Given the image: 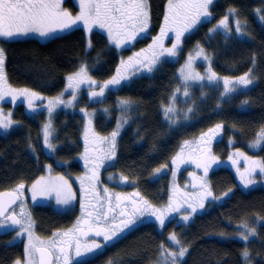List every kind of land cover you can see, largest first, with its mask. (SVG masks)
<instances>
[{
    "label": "trees",
    "instance_id": "1",
    "mask_svg": "<svg viewBox=\"0 0 264 264\" xmlns=\"http://www.w3.org/2000/svg\"><path fill=\"white\" fill-rule=\"evenodd\" d=\"M167 1L148 0L150 32H156L161 26ZM230 8L236 9L235 17L245 28L243 36L224 38L219 34L214 39H208V24H203L185 41L198 38L205 43L213 70L219 76H238L248 71L255 56L256 68L252 75L256 83L246 92L228 100L220 96L219 101L213 98L209 102L208 113L196 104L192 122L183 123L179 129L170 125L161 113V107L176 81L172 64L163 63L150 75L138 76L117 91L120 96L132 101L134 108L130 112V123L118 140L115 170L152 203L163 201L167 178L163 175L154 179L152 171L169 162L179 142L188 133L218 121L223 124L225 137L233 139V146L244 147L264 128V21L257 11V0H214L211 13L214 18H219ZM139 39L130 46L138 44ZM88 42L92 45L90 49ZM3 49L8 88L25 87L46 96L62 90L65 76L81 65L87 67L93 79L101 80L113 72L118 62L116 50L108 44L100 30L86 34L80 27L45 42L34 38L15 39L6 42ZM245 100L249 104L242 106ZM14 111L17 125L0 135V191L12 190L21 183L27 186L42 171L43 161H53L41 150L40 124L35 115L26 114L22 106H15ZM54 117L53 139L58 144L54 158L69 162L70 169L79 171L75 160L80 150L79 116L77 113L59 112ZM226 140L216 144L217 150L218 147L222 149L220 153L227 148ZM260 152L264 162L263 143ZM209 181L215 192L231 190L230 195L217 204L209 205L188 225H176L174 219L161 229L153 222L140 223L114 241L113 246L104 250L102 255L90 256L86 261L73 264H108L110 259L119 260L121 264H157L164 235L170 232L177 234L182 246L190 248L186 259L179 264H244L241 253L245 242L233 237V234L238 223L249 220L255 221L251 228L257 230V237L247 244L253 257L250 264H264V186L243 190L226 167L212 170ZM31 211L39 236H47L54 230L69 226L75 215L68 211H56L48 205H35ZM257 217L261 218L259 224ZM7 237L0 235V264H11L24 257L22 243L6 244Z\"/></svg>",
    "mask_w": 264,
    "mask_h": 264
},
{
    "label": "snow or ice",
    "instance_id": "2",
    "mask_svg": "<svg viewBox=\"0 0 264 264\" xmlns=\"http://www.w3.org/2000/svg\"><path fill=\"white\" fill-rule=\"evenodd\" d=\"M214 0H168L165 14L164 23L160 28V32L157 36L152 37V43L148 45L147 49H142L138 53H134L133 57H129L128 61L121 60L120 65L116 69V74L102 84H97L95 80H92L88 76V69L86 66L81 65L79 70L66 77L67 85L66 89L72 90V100L67 102L56 97L50 99L47 104V111L49 116L53 111L61 104L66 107L71 106L72 102L77 99L78 91L82 84L88 85V87H99V91H91L89 93V99L97 101L100 98L105 97L106 92L112 90H119L122 87L127 86L130 83L131 78L136 72L146 71L148 73L153 72L157 65L162 61V58H175L178 53L182 50V39L185 38L186 34H190L198 25L202 23L204 19L211 16L209 12V6L212 5ZM62 0H0V38L4 40H13L16 37L27 36L30 33H36L40 37H47L51 33L57 30L71 29L79 21H83L85 30L91 31L93 26H99L102 29L107 30L108 40L110 44H114L116 48L127 47L132 42L139 38H142L143 34L147 33L150 25V11L148 0H80L79 13L76 16H72L70 12L62 8ZM264 11V10H257ZM236 16V9L230 8L228 13L219 21L213 29L209 30V35L216 31L217 28H222L225 32L230 33L229 20ZM264 21V17H260ZM235 32L238 35L243 36L244 31L241 26L239 19L235 20ZM174 34V41L171 47H165V38L172 39ZM92 47L91 42L88 44V48ZM145 52H151V56H145ZM196 58H202L207 61L209 66L206 69V74L201 75L196 73L192 69L194 63V57L189 55L188 60L184 67L180 70V77L182 80V86L184 88L183 96L188 97L190 95L189 87L190 82H199L207 79L210 84L218 86L221 81L223 83V92L220 93L221 97L229 96L232 93L238 92L240 89H249L256 83V78L252 75L256 68V58H252V67L243 75L230 78L228 76L220 77L216 72L212 71L211 68V57L210 55L204 54L203 49H200L196 53ZM99 54L97 63H99ZM5 50L0 47V100L6 96H11L12 100L15 101L18 96L24 97L28 102V108L31 111H35L33 101L42 99L38 93L31 92L27 89L20 90L18 92L7 87L5 74ZM180 92V87H177L172 93L168 104L162 105L163 116L169 124H176L177 121L173 119L176 115L177 109L175 107L177 101V93ZM63 92L61 93V96ZM249 104V101H242V106ZM117 106L122 112H127L132 107V101L128 99H120L117 101ZM219 107V105H218ZM84 111V109H81ZM105 112L108 109H104ZM191 107L184 113V119H188V113L192 112ZM10 113L8 117L0 115V129L7 130L12 121L10 119ZM87 115V113H86ZM128 118L121 116L117 121L116 130H114L110 137H94L96 142L109 143V153L104 157L100 158L99 162L94 164V168L91 170L92 175L85 177L91 181L98 180V170L105 163V161L112 160L116 155V138L119 135L120 129L127 124ZM91 121H89L90 125ZM223 125L216 124L214 128H210L207 133L201 137L205 143H210L212 139L217 137L222 131ZM90 128H85V159L87 161L88 154V134ZM54 129L51 125V120L45 123L42 129L44 146L47 149L54 150L55 145L50 141L53 136ZM188 142L185 141V144ZM264 143V128L257 134L256 140L253 142L252 147H256ZM183 147V146H182ZM238 155H243L238 153ZM247 161L248 158L245 157ZM183 162L182 152L178 153L173 158V164L178 165ZM235 163V161H233ZM250 167L246 168L244 173H240L241 180L244 181L245 187L255 183L251 179H245L246 176H251L255 172L256 167L264 174V164L252 161ZM51 167L50 165L48 166ZM166 166L162 165L160 168L155 169L153 175L161 173ZM197 167H200L198 164ZM205 167V171H207ZM239 171V170H238ZM84 179L81 180L82 185V197H81V209H86L87 205L84 203V199L87 195V190L84 189ZM123 179H127L126 177ZM203 187V185H202ZM24 188L23 183L19 184L15 189V192H20ZM33 193V199L36 195H45L52 192L56 193L57 203L62 205H69L74 198V194L71 191V186L68 184L63 177H58L56 180L45 181L42 177L36 181L31 188ZM231 190H229L230 192ZM107 193V189H105ZM229 192H225L224 196H228ZM10 198L14 197L13 192L5 193ZM206 197H212V192L206 190L203 196L200 198V202L197 206L191 207V213L184 215L181 219L183 221H189L191 214L196 213L197 207H204V199ZM116 208L120 207L119 201L121 197L117 196ZM213 199H219V197H213ZM172 198L170 197L169 206L163 211L153 208L148 204L147 201H143L140 204L135 205L133 217L125 219L126 212L121 211L117 216L115 208L109 207L106 211L102 212V218L105 223L110 219L115 221L119 218L120 222H113L106 228L97 227L93 228L89 221H83L88 225V231L94 232L96 237H102L103 243L93 242L92 244H82L81 237L87 236L88 232L84 231L80 227L70 229L68 232L62 234V238L59 241H39L41 245L47 244V247H37L36 243L33 242L31 235V221L29 220L28 225H23L21 220L16 219L14 216L9 217L12 220V224L21 225V233L27 231L29 233V242L25 245V254L28 257L26 264H52L54 252L58 253L55 259L57 261L63 258V264H73V254L71 249L75 247V258L81 261H86L90 256L95 257L102 255L104 250L109 246H113V242L120 239L123 233L130 229L135 223V217L149 213L155 216V219L159 222L161 227L165 226V217L169 212L180 211L179 208L173 207ZM14 199H10L9 203H14ZM7 211L6 206L0 205V215H3ZM111 214V215H110ZM89 218L95 216V219L99 222L101 219V212L99 209L95 212H87ZM257 223H260L261 218L257 217ZM239 227L243 228L244 231L239 233L238 238L245 242V248L241 253V258L244 264H250L253 260L250 254L247 244L252 242L257 237V230L255 228H249L245 222ZM21 233H17L19 236ZM15 239V238H14ZM168 240L173 246H179V250H169L162 243L160 245L159 262L158 264H179L180 261L186 259L190 248L189 246H180L181 241L178 239L176 233L169 235ZM11 243V242H10ZM39 256L38 262L35 257ZM15 264H21V261L17 259ZM108 264H121L119 260H109Z\"/></svg>",
    "mask_w": 264,
    "mask_h": 264
},
{
    "label": "rangeland",
    "instance_id": "3",
    "mask_svg": "<svg viewBox=\"0 0 264 264\" xmlns=\"http://www.w3.org/2000/svg\"><path fill=\"white\" fill-rule=\"evenodd\" d=\"M68 2L72 1L75 3V5L78 7V9L71 10L69 3H62V8L64 10H67L70 12V14L74 17L79 13V3L80 0H66ZM168 2V1H167ZM166 2V5H167ZM165 5V8H166ZM257 8L258 10H264V0H257ZM209 12L211 13V5L209 6ZM165 11V10H164ZM264 11H258L259 15L262 17L264 16ZM228 13V12H227ZM165 14V12H164ZM225 16V15H224ZM221 16L219 18H214L212 13L211 16L207 19H204L202 23H198L197 27L190 33L186 34L185 38L182 39V50L178 53V55L175 58H162V61L157 65V67L161 66L163 63H169L174 66V75L176 81L172 85L170 89V93L164 102L163 105H167L169 102V99L172 96V93L175 91L177 87H180V92H178L177 95V101L175 104V107L177 109L176 115L173 117L177 121L176 124H171L173 127H178L179 129L183 126V123L185 122H192L193 118L195 117L192 115V112L188 113V119H184V113L188 110L189 107L192 109L195 107L196 104H199L202 106L201 108H205L206 112L210 107L211 100H217L221 95L220 93L223 92V83H221L216 86L214 84H210L207 79L199 82H190L189 92L190 95L188 97L183 96L184 88L182 86V80L180 77V70L184 65L186 64L189 55H192L194 57V63L192 65V69L196 73H200L201 75L206 74V69L208 68L209 64L207 61H204L202 58H196V53L200 49H203L204 54L209 55L205 43L203 41L198 40V38H191L189 41H185L188 36L193 34L196 30H198L203 24H208L206 26V33L208 36V39H214L217 35H221L224 38L231 37L232 35L237 36L238 34L235 32V20L236 17H232L229 20V28L231 29L230 33L225 32L222 28H217L215 32H213L211 35H209V30L213 29L216 25H218L219 21L224 17ZM164 23V16L161 22V26ZM152 33L150 32V28H148L147 33L143 34L144 37L139 39V43L134 45L133 47L128 45L127 47L122 48H116L114 44H110L108 40L107 30L102 29L99 26H93L92 30H100L106 37L107 42L109 45H111L117 52L118 55V62L116 64L115 69L113 72L104 79H93L89 73L88 76L97 82V84H102L108 79H110L113 75L116 74V69L120 65L121 60H124L125 62L128 61L129 57H133L134 53L140 52L142 49H147L148 45L152 43V37L157 36L160 32V28ZM242 26V24H241ZM80 27L83 29V31L88 34L90 31L85 30L83 26V21L77 22L76 25H74L71 29L66 30H57L53 33H51L47 37H40L36 33H30L27 36H20L16 37L15 39L20 38H34L38 41L45 42L53 37L63 35L65 33H68L72 29ZM243 31H245V28L242 26ZM142 35V36H143ZM172 35V39L165 38L164 46L165 47H171L173 41H174V34ZM241 36V35H238ZM89 43V42H88ZM145 56H151V52H145ZM212 61V59H211ZM163 64V65H164ZM156 67V68H157ZM80 68V67H79ZM78 69H76L74 72H71L65 76V84L62 90H60L58 93L54 95H44L35 91H32L27 88L23 87H13L9 86L12 90L18 92L20 90L27 89L31 92L38 93L39 96L42 98L40 100L33 101L35 111H31L28 108V102L27 100L22 97L18 96L15 101L12 100L11 96H6L4 100L10 101L9 103L0 104V115H3L4 117H8L9 113L10 119L12 121L11 126L5 130L0 129V135L6 134L13 126L17 125L18 121L14 117V109L15 106H22L23 111L28 115H35V118L38 120L40 124V136H41V150L43 153L47 156H50L53 158V161H43L41 163L42 171L39 173V175L29 184V187L27 188V201L25 202V207L22 212H16L23 223V225H28L29 220L31 221V235L33 237V242L36 243L37 247H47V244L41 245L39 241H59L62 238V234L65 232H68L70 229H74L76 227L84 228L85 226H88L84 223H79L83 221H89L92 223V219L88 218L87 216H81L80 214L78 217H76L75 220H73V223H71L69 226L61 229L54 230L50 235L47 236H39L36 233L35 228V221L32 215L31 209L35 205H48L52 207L56 211H68L69 208L72 206V201L69 205H62L57 203L56 193L52 192L50 194L45 195H39L37 194L35 199H33V193L31 191L32 185L40 180L42 177L45 181L49 180H56L58 177H63L64 180L68 182V184L71 186V191L75 196L79 195L81 185V180L85 177H88V169L89 172H91L92 169L89 168V165L87 163L90 154L88 153L87 161L85 159V128L86 126L90 128L89 134H88V148H91L92 143L96 144V151L97 155L100 157H104L109 153L110 144L104 143V142H96L94 140V137H110L111 133L116 130L117 127V121L121 116H126L128 118V121L130 123V112L132 107L127 112H122V110L117 106V101L120 99H127L123 96H120L117 91L118 90H112L109 92H106L105 97L100 98L97 101H93L89 99V93L91 91H99V87L93 86L88 87L86 84H82L80 86V89L78 91L77 99L74 100L71 104V106H65L64 104L59 105L51 114V117L49 116V113L47 111V104L50 99L60 97L63 101L67 102L69 100H72V90L66 89L67 80L66 77L70 74H73L77 72ZM211 68L213 70V66L211 63ZM156 70V69H155ZM215 72V71H214ZM247 72V71H246ZM152 73V72H151ZM151 73H148L146 71H140L136 72L135 75L131 78L137 79L138 76H145L150 75ZM245 73V72H244ZM244 73L238 75L241 76ZM218 75V74H217ZM219 76V75H218ZM238 76L229 75L230 78H235ZM224 77V76H220ZM130 80V81H131ZM248 89H240L236 93H232L229 96L224 97L226 100L229 98H232L238 94H242L241 92H246ZM63 92V95L61 96V93ZM216 94V95H215ZM129 100V99H128ZM197 108V107H196ZM81 109H84V111H81ZM104 109H108L107 112L104 111ZM59 112L63 114H73L77 113L79 116V123H80V132H79V141H80V150L78 151V154L75 157V160H77V164H81L84 168L81 173H77L69 168V162H64L61 160H57L54 158L55 149L57 147V141L53 139V136L51 138V143L55 145L54 150L47 149L44 146V140H43V134L42 129L45 123H48L49 120H51V125L53 128V119L54 116L58 114ZM87 113V115H86ZM161 113L163 114L162 107H161ZM164 117V116H163ZM165 119V118H164ZM204 120V119H203ZM89 121H91L89 125ZM204 122V121H203ZM128 124V123H127ZM125 124L119 131V135L116 138V155L115 157L110 161H105L104 168H102L101 177L102 181L97 188L96 185H94L91 190H94V195L96 197V203H95V209H99L101 212L106 211L109 207V204H111V207L115 208L117 216L121 211H124L127 213V215L124 217L125 219L133 217L134 207L137 204L142 203L143 201H147L149 205H151L153 208L159 209L163 211L164 209H167L170 202V197L172 198V206L177 207L180 209V211L176 212H169L165 217V225L168 221L174 219V224L178 225H188L192 222L194 217L206 210L209 205L211 204H217L221 202L224 198L228 197L230 195L229 190L228 191H221V192H215L210 184L209 181V175L212 170L219 168V167H226L230 169V171L234 174L238 187L242 188L243 190L251 189L254 186H264V174H262L259 170V167H256L255 172L252 173L251 176H246L245 179H251L255 181V183L249 185L248 187H245L244 181L241 180L240 173H244L246 168L252 166L251 162L256 161L260 164H264L262 153L260 152V146L252 147L250 145L253 144V142L256 140V138L253 141H249L245 144L244 147H237L233 146V139L230 137H225V131L224 127L222 128L221 133L211 140L210 143H205L202 141L201 137L203 134L207 133L210 128H214L216 124H222L221 122L215 121L212 124L206 126L203 129H200L194 133H188L185 137L181 139L179 142V145L171 155V158L169 162L165 165L166 167L161 173H158L156 175H153L155 169L160 168L162 165L156 167L151 174V177L154 179L162 178L163 175H165L167 178L165 179L166 182V194L162 202L160 203H152L150 202L141 192L138 191L135 187H132L133 183L125 178L124 175L119 174L115 170V159L118 154V140L122 133V131L127 126ZM186 124V123H185ZM223 125V124H222ZM186 134V133H185ZM257 137V136H256ZM226 140V147L224 148L223 152L220 147H218V150L216 149V144L218 142H221L222 140ZM185 141L188 143L185 144ZM264 144V143H263ZM183 146V147H182ZM182 152V159L183 162L179 163L178 165L173 164V158L177 156L178 153ZM238 153H242L243 155H238ZM245 157L248 158V160H245ZM235 161V163H233ZM200 165V167H197V165ZM51 166L50 168L48 166ZM207 167V171H205V167ZM61 167V168H58ZM239 170V171H238ZM88 179H84V183ZM132 185V186H131ZM203 185V187H202ZM28 186V185H27ZM105 189H107V193L105 192ZM206 190H210L212 192V197H206L204 199V207L201 209L197 207V211L194 214H191L189 221H183L181 218L184 215H189L191 213V207L197 206L200 202V198L203 196L204 192ZM225 192H229L228 196H224ZM74 196V197H75ZM117 196L121 197V200L119 201L120 207L116 208L117 205ZM213 197H219V199H213ZM74 199V198H73ZM17 211V208H16ZM136 223L128 230H126L123 235L133 229L135 226L139 225L143 222H153L159 229H161V225L159 222L155 219V216L150 215L149 213H145L143 216H137L135 217ZM6 221V220H5ZM5 221L3 223H0V234L2 233H8V239L6 238V243L8 244H14V243H22L23 251H24V257L23 259H19L21 261V264H26L28 257L25 254V245L29 242V233L27 231L21 233V225H19L16 230L14 231H8L6 229ZM1 222V221H0ZM115 223H119V218L115 221H112ZM7 223V221H6ZM245 222L238 223L236 225V228L234 229L233 237H238L239 233L244 231L243 228L239 227V225L243 224ZM248 224V227L251 228L254 226L255 221H246ZM109 224V223H108ZM111 225V224H109ZM109 225H105L104 228L108 227ZM5 227V228H4ZM164 227V226H163ZM162 227V228H163ZM17 233H21L19 236H17ZM172 234L167 233L164 235V241L163 244L166 248H169V250H179V246H173L171 245V242L168 240L169 235ZM122 235V236H123ZM15 238V239H14ZM96 242L103 243V238L100 237L99 241L95 240ZM11 242V243H10ZM182 246V243L181 245ZM36 259V257H35ZM78 259V258H77ZM17 260V259H16ZM14 260L11 264H15ZM74 262V261H73ZM159 262V257H158ZM157 262V264H158Z\"/></svg>",
    "mask_w": 264,
    "mask_h": 264
},
{
    "label": "flooded vegetation",
    "instance_id": "4",
    "mask_svg": "<svg viewBox=\"0 0 264 264\" xmlns=\"http://www.w3.org/2000/svg\"><path fill=\"white\" fill-rule=\"evenodd\" d=\"M62 3H69L71 10H74L75 11L76 9H78V7L72 1L68 2L66 0H62ZM13 40H15V39H13ZM10 41H12V40H4L3 38H0V47L3 48L4 47V44L6 42H10ZM136 41H134V42H136ZM5 103H9L10 104V101L8 102V101H5L4 99L0 100V104H5ZM90 143H91L92 147L91 148H88V153L90 154V157H89L87 163L90 164L89 165V168L90 169H93L94 168V164L98 163L99 160H100V158H102V157H100V156L97 155L96 144L95 143H92L91 141H90ZM104 165H105V163L98 170V180H95V181L87 180L83 184L84 189L87 190V195H86V197L84 199V203L87 205V207H86L85 210L82 211V209H81L82 187L80 188L79 195L78 196H75L74 195L75 197H74V199L72 201V206L68 210V212H71L72 214H75L74 217H73V220H75L76 217H78L79 214L81 216H87V212H95L96 209H95V206L94 205L96 203V197L94 195V190H91V188L94 185H96L97 188L99 187V185H100V183L102 181V177H101V172L102 171L101 170H102V168H104ZM78 166H79L80 170L79 171H76V172L77 173H81V171L84 168L82 167L81 164H78ZM91 175H92V171L89 172V169H88V177H90ZM18 185H15V187L11 190L15 194H17L18 197H19V200H18L17 205H15L14 207H12L4 217H0V221H1L0 223H3L5 220L7 221V223L5 221V224H3V226L6 225L5 227H6V229L8 231H14V230H16V227L15 228L12 227L11 224H10V222H9V220H8L9 215L15 214V215L19 216L16 212H22L23 211V209L25 207V202L28 199L27 198V188L29 187V184H28V186H25L24 185V188L20 192H15V189L17 188ZM16 208H17V211H16ZM90 219H92L91 225H92L93 228L97 227V225L100 228H104L105 225H109V224H112L113 223L111 219L107 223H105L104 220H103V218H102V216H101V219H100L99 222L95 219V216L91 217ZM20 220H21V218H20ZM73 220H72V223H73ZM83 230L86 231V232H88V235L87 236H83V237L80 238L82 244H92L93 242H96L95 240L99 241L100 237H96L94 232H89L88 231V226H85L83 228ZM0 235H2V236H4V235L5 236H8L9 234L8 233H2ZM7 239H8V237H7ZM5 242H6V240H5ZM98 243H100V242H98ZM6 244H8V243H6ZM70 251H71V253L73 254V257H74V260L73 261L74 262L80 261L79 259L75 258V256H74V254H75V247H73ZM56 255H58V253L54 252L53 259H52V264H63V258L61 257V260L60 261H57L55 259ZM36 261L38 262V254L36 256Z\"/></svg>",
    "mask_w": 264,
    "mask_h": 264
},
{
    "label": "water",
    "instance_id": "5",
    "mask_svg": "<svg viewBox=\"0 0 264 264\" xmlns=\"http://www.w3.org/2000/svg\"><path fill=\"white\" fill-rule=\"evenodd\" d=\"M9 192H11V191H9V190H1V191H0V205H4V206H6V208H7V211H6L3 215H0V217H4V216L8 213V211H9L12 207H14V206L17 204V202H18V200H19L18 195L15 194V193H14V197H12V198H10V197H8V196H6V195H3V194H5V193H9ZM10 199H14L15 202H14V203H9ZM13 216H14L16 219L19 220V218H18L15 214L9 215V217H13ZM9 217H8V220H9L10 224H11L14 228L17 227L18 225H14V224H12V220L9 219ZM38 259H39V256H38Z\"/></svg>",
    "mask_w": 264,
    "mask_h": 264
}]
</instances>
